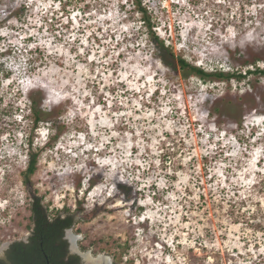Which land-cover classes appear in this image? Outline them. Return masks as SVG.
<instances>
[{
    "label": "rangeland",
    "instance_id": "374dc122",
    "mask_svg": "<svg viewBox=\"0 0 264 264\" xmlns=\"http://www.w3.org/2000/svg\"><path fill=\"white\" fill-rule=\"evenodd\" d=\"M142 5L190 63L264 61V0ZM146 31L133 0H0V246L28 235L36 193L50 213L82 208L66 234L81 264H264V76L203 81ZM35 87L53 109L36 128ZM245 89L242 107L215 103Z\"/></svg>",
    "mask_w": 264,
    "mask_h": 264
},
{
    "label": "trees",
    "instance_id": "16d2710c",
    "mask_svg": "<svg viewBox=\"0 0 264 264\" xmlns=\"http://www.w3.org/2000/svg\"><path fill=\"white\" fill-rule=\"evenodd\" d=\"M137 6V10L141 13L142 22L146 28L148 41L156 50L160 60L167 66L181 70L188 75L197 76L203 81L227 82L234 80L237 83H249L250 76L254 75L256 78L264 76V64L260 65L258 62L262 61L261 57H256L252 61L243 59L241 69H212L206 70L200 66L190 63L185 57L176 55L173 47L166 44L159 35L155 32L154 26L156 21L153 19L152 13L148 12L145 6L142 5V0H133ZM34 61L29 63L30 68ZM264 63V61H262ZM11 72L5 74V78L11 76ZM19 92V89H18ZM45 91L41 87H35L27 90L24 98L28 105L31 114L32 127H37L38 124L51 121L53 109H44L43 100L45 99ZM249 96V91L245 89L239 95L231 97L225 95L215 100L223 101L228 108L232 110L236 107L246 105V100ZM260 99V95L256 97ZM255 97L253 100H256ZM220 113L219 106L214 107L213 111L209 113ZM238 122H241L239 119ZM57 134V133H56ZM28 140L31 137L28 135ZM38 153H30L26 169L23 171L25 183H28L30 176L35 172L37 166ZM89 185L95 184L91 177L88 178ZM29 238L28 242L22 240H15L9 246L4 257L0 258V264H79V256L77 254H68V242L64 238L65 231L72 228L83 214L82 208L78 207L71 211L68 207L57 210L55 213H50L47 205L43 203V198L36 193L30 194L29 197ZM100 209L99 206H94L89 214L94 216ZM85 249L84 246H81Z\"/></svg>",
    "mask_w": 264,
    "mask_h": 264
},
{
    "label": "flooded vegetation",
    "instance_id": "af4514ba",
    "mask_svg": "<svg viewBox=\"0 0 264 264\" xmlns=\"http://www.w3.org/2000/svg\"><path fill=\"white\" fill-rule=\"evenodd\" d=\"M29 234H30V231H29L28 235H27L24 239H14V240L8 242V243L6 244V247H4V248L0 251V258H2V257L5 256L7 250L9 249V246H10L11 243L14 242L15 240H22V241H24V242H28ZM66 234H67V233H66V231H65L64 238H65V239L67 240V242H68L67 253H68V254H77V255L79 256V264H81V262H82V257H83V256H82L81 253H79L78 251H74V250L71 249V244H70V241H69L68 237L66 236Z\"/></svg>",
    "mask_w": 264,
    "mask_h": 264
},
{
    "label": "water",
    "instance_id": "95a60500",
    "mask_svg": "<svg viewBox=\"0 0 264 264\" xmlns=\"http://www.w3.org/2000/svg\"><path fill=\"white\" fill-rule=\"evenodd\" d=\"M68 230H69V229H68ZM68 230H66V233L69 232ZM71 243H72V244H71V249L74 250V251H76V248H75V246H74V243H73V242H71ZM4 247H6V244L0 246V251H1ZM82 256H83V255H82ZM47 264H49V261H48V260H47Z\"/></svg>",
    "mask_w": 264,
    "mask_h": 264
},
{
    "label": "bare ground",
    "instance_id": "6f19581e",
    "mask_svg": "<svg viewBox=\"0 0 264 264\" xmlns=\"http://www.w3.org/2000/svg\"><path fill=\"white\" fill-rule=\"evenodd\" d=\"M88 255V254H87ZM89 256V255H88ZM101 259V258H100Z\"/></svg>",
    "mask_w": 264,
    "mask_h": 264
}]
</instances>
